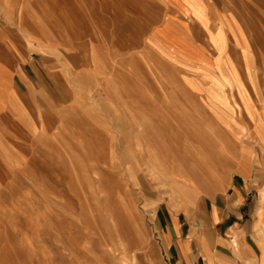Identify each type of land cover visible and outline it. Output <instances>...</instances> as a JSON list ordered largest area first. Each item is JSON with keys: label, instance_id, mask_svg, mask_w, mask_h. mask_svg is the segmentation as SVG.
<instances>
[{"label": "rangeland", "instance_id": "1", "mask_svg": "<svg viewBox=\"0 0 264 264\" xmlns=\"http://www.w3.org/2000/svg\"><path fill=\"white\" fill-rule=\"evenodd\" d=\"M92 1L0 0V264L168 263L153 207L121 171L131 125L115 97L130 101L131 87L100 76L133 68L126 54L144 46H116L90 18ZM216 1L264 66V0Z\"/></svg>", "mask_w": 264, "mask_h": 264}, {"label": "crops", "instance_id": "2", "mask_svg": "<svg viewBox=\"0 0 264 264\" xmlns=\"http://www.w3.org/2000/svg\"><path fill=\"white\" fill-rule=\"evenodd\" d=\"M94 6L90 18L111 30L116 46H144L126 54L137 61L133 68L103 67L100 76L116 77V92L131 87L130 101L115 97L131 125L132 151L121 171L133 174L143 203L153 207L167 264H264V66L245 26L216 0ZM185 43L194 53L171 47Z\"/></svg>", "mask_w": 264, "mask_h": 264}]
</instances>
